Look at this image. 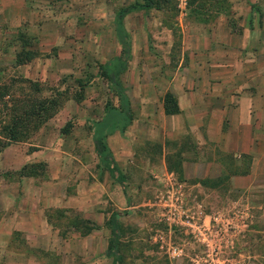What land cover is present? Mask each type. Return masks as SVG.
Returning <instances> with one entry per match:
<instances>
[{
	"label": "rangeland",
	"instance_id": "obj_1",
	"mask_svg": "<svg viewBox=\"0 0 264 264\" xmlns=\"http://www.w3.org/2000/svg\"><path fill=\"white\" fill-rule=\"evenodd\" d=\"M149 1L122 20L130 56L118 79L130 120L121 129L115 117L118 128L103 132L121 184L92 138L119 111L101 68L120 53L114 15L143 0H16L0 16V181L13 186L23 220L0 243V264H109L112 213L118 264H264V178L233 177L252 171L249 158L234 164L190 136L180 145L178 113L163 112L166 93L177 103L185 29L214 16L234 34H263L264 0Z\"/></svg>",
	"mask_w": 264,
	"mask_h": 264
},
{
	"label": "crops",
	"instance_id": "obj_2",
	"mask_svg": "<svg viewBox=\"0 0 264 264\" xmlns=\"http://www.w3.org/2000/svg\"><path fill=\"white\" fill-rule=\"evenodd\" d=\"M14 3L16 0H0V16L11 15ZM210 20L205 29H185L191 31L187 32L189 38L178 40L179 144L185 145L190 136L193 146L217 147L225 155L232 154L234 164L249 158L252 171L233 177L264 178V33L246 30L241 36L224 23L216 25L214 16ZM186 50L190 58L183 64ZM182 162L178 159L179 165ZM230 167L231 174L235 173L237 169ZM225 171L228 173L227 167ZM9 187L13 186L0 181V243L22 231V208L15 201L17 193ZM258 205L261 208L264 202L260 199Z\"/></svg>",
	"mask_w": 264,
	"mask_h": 264
},
{
	"label": "trees",
	"instance_id": "obj_3",
	"mask_svg": "<svg viewBox=\"0 0 264 264\" xmlns=\"http://www.w3.org/2000/svg\"><path fill=\"white\" fill-rule=\"evenodd\" d=\"M143 2V6H127L119 9L114 15V32L117 42L120 45V53L110 61L105 62L101 68L106 73L108 84L112 88L114 96L118 100L119 111L111 112L101 121L97 122L95 124L98 128L97 134L92 138L93 150L98 158V162L120 184L123 181V176L119 173L112 160V156L109 148L107 147L103 132L106 130L107 133H110L118 128V124L114 120L115 117L119 116L121 118V122H123L121 129L125 127L131 117L129 101L118 79V76L126 69V62L130 56V47L127 41V35L122 27V20L127 14L134 10L149 9L151 5L150 1L143 0ZM163 112L165 115L178 113L176 103L170 94L167 93L163 97ZM117 219L118 215L116 213H112L106 221V225L109 229V239L104 255L112 259L111 263L109 264H118L120 260V256L118 254V245L121 232Z\"/></svg>",
	"mask_w": 264,
	"mask_h": 264
}]
</instances>
